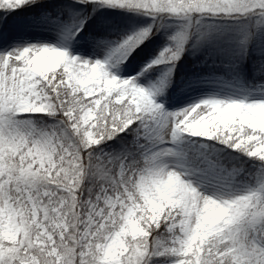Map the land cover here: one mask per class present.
Returning a JSON list of instances; mask_svg holds the SVG:
<instances>
[{
    "label": "snow or ice",
    "instance_id": "1",
    "mask_svg": "<svg viewBox=\"0 0 264 264\" xmlns=\"http://www.w3.org/2000/svg\"><path fill=\"white\" fill-rule=\"evenodd\" d=\"M0 264H264V0H0Z\"/></svg>",
    "mask_w": 264,
    "mask_h": 264
}]
</instances>
